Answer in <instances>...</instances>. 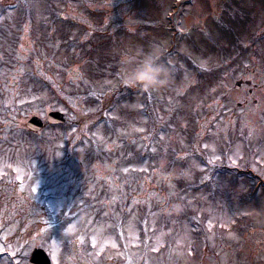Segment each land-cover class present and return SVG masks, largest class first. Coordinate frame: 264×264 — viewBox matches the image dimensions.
Segmentation results:
<instances>
[{
    "label": "rangeland",
    "instance_id": "1",
    "mask_svg": "<svg viewBox=\"0 0 264 264\" xmlns=\"http://www.w3.org/2000/svg\"><path fill=\"white\" fill-rule=\"evenodd\" d=\"M149 53L174 68L157 91L123 79ZM34 247L264 264V0L0 3V264Z\"/></svg>",
    "mask_w": 264,
    "mask_h": 264
},
{
    "label": "clouds",
    "instance_id": "2",
    "mask_svg": "<svg viewBox=\"0 0 264 264\" xmlns=\"http://www.w3.org/2000/svg\"><path fill=\"white\" fill-rule=\"evenodd\" d=\"M157 55V53L147 54L143 65L124 74L123 79L129 86L146 91H157L167 86L174 68L164 63H154Z\"/></svg>",
    "mask_w": 264,
    "mask_h": 264
},
{
    "label": "water",
    "instance_id": "3",
    "mask_svg": "<svg viewBox=\"0 0 264 264\" xmlns=\"http://www.w3.org/2000/svg\"><path fill=\"white\" fill-rule=\"evenodd\" d=\"M237 87H240L239 83L237 84ZM46 119L50 124H59L66 121L65 114L58 110L50 111ZM27 126L34 131H38L44 126V121L39 116L35 115L28 120ZM28 264H52V262L51 258L43 248L36 247L31 252Z\"/></svg>",
    "mask_w": 264,
    "mask_h": 264
},
{
    "label": "snow or ice",
    "instance_id": "4",
    "mask_svg": "<svg viewBox=\"0 0 264 264\" xmlns=\"http://www.w3.org/2000/svg\"><path fill=\"white\" fill-rule=\"evenodd\" d=\"M231 159V158H230ZM215 162V158L214 159H212V160H209V164H212V163H214ZM197 166H199V165H197ZM126 171H127V169H126ZM71 227V226H70Z\"/></svg>",
    "mask_w": 264,
    "mask_h": 264
}]
</instances>
